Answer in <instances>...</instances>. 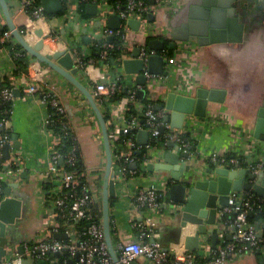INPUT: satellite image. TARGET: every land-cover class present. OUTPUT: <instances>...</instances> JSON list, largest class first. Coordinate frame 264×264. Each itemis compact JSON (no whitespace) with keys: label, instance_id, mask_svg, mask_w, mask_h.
Here are the masks:
<instances>
[{"label":"crops","instance_id":"crops-1","mask_svg":"<svg viewBox=\"0 0 264 264\" xmlns=\"http://www.w3.org/2000/svg\"><path fill=\"white\" fill-rule=\"evenodd\" d=\"M5 1L13 24L20 31L25 27L24 34L29 44L32 45L38 40L33 30L41 28L43 33H50V37L44 39L42 52L51 53L67 49L72 53L73 59L80 67L77 78L91 91L95 100L96 83L102 82L108 85L109 81L115 78L120 81L125 94L108 105L110 117L107 122L114 124L116 128L126 125L131 119L124 118L129 103L134 102L137 112L148 105H143L142 99L135 97V92L139 88L145 89L144 98L153 101V109L155 103H162L164 95L169 91L187 93L192 88L195 90L198 87L224 89L223 101L208 102L205 116L186 115L181 129L191 139L189 143L184 138L188 145L187 150L193 156L192 161L186 159V162L192 164L200 162L202 166L209 167V159L213 154H224L242 158L241 162L245 166L243 161L254 162L264 158V141L253 136L256 110L261 91L264 89V10L259 13L253 12L249 16V23L245 24L243 39L240 42L224 40L200 44L195 37H190L186 41H176L172 57L166 56L165 50L160 51L164 55L162 71L151 73L156 75L154 80L151 81L146 77L145 84L140 85L135 81V74L125 73L117 61L121 62L123 57H130L134 47H140L137 46L139 44L147 47L149 40L160 38L166 43L170 42L172 29L179 26L187 17L188 9L180 12L178 10L184 6V3L187 5L188 2L191 5L197 0H174L171 4L157 7L153 19H148L147 23H140L137 29L130 27L127 21L124 22L121 18L120 21H113L111 24L114 27L110 28L119 29L126 23L129 32L128 40L121 39L125 52L120 58L113 59V62L111 59L110 63L105 61L107 57L101 58V49L111 47V42L117 36L111 35L112 38L107 39L109 34H104L103 30L108 27V17L102 23L95 18V13L90 12L88 7L93 4L92 2L85 4L84 17L79 13V3L76 0H61L63 13H45V22L32 25L31 18L23 9L24 0ZM4 24L5 17L0 5V26ZM8 31L9 29L5 32ZM8 39L13 44H18L12 35H9ZM99 39L102 40L101 43ZM3 40L4 36L0 37V83L7 79L9 84H13L12 90L17 88L19 93L13 95L9 119L4 127L8 134L10 156L5 159L1 148V157L5 164L13 157L19 160L18 171L8 176L5 183L6 186L17 184L16 187H11V195L20 199L21 212L14 224L6 226L4 235H0V244L7 249L4 258L22 255V264H37L38 260H43L42 264H60L59 256H55L54 253L46 258H33L25 254L27 246L39 237L48 235L47 228L54 222V218L49 213L47 190L43 182L47 180L45 173L57 137L47 126L48 104L42 101L40 93H23L13 78L21 73L28 75L37 85L53 92L63 104L65 114L69 118L68 124L75 134L93 197L92 205L97 216L98 210L101 209L105 169L100 126L83 94L55 70L42 62L28 61V66L23 72L15 73L11 53L3 46ZM133 40L136 42L133 43ZM26 58L29 60L28 54ZM105 78L106 81H103ZM132 93L133 99H131ZM103 96L109 97L105 94ZM155 111L163 114L159 110ZM136 132L131 135L130 140L137 145L136 151L145 149L146 152L142 153L138 161H135V156L133 157L128 167L132 170L131 173L123 178H115L116 193L109 204L111 229L114 230L111 235L113 246L116 250L119 244L131 240L136 233L134 224L144 221L147 215L141 214L134 208L132 198L141 190L154 188L162 192L164 197L158 210L148 213L153 222L150 238L158 241L165 249L185 248L184 238L193 234L195 225L187 223L182 227L180 224L181 212L175 209L176 204L169 198V172L143 169L148 162L159 160V154L156 153L168 149L170 140L159 137L157 139H160L163 145L161 146L159 142L148 148L146 144L137 143ZM12 134H16L17 139L13 140ZM149 138L146 143L149 142ZM14 142L18 143L16 147L13 146ZM130 148V144L125 142L120 150L124 153ZM183 159L181 158L180 162ZM132 164H135V167H132ZM12 167L14 165H11ZM50 191L59 193L56 186ZM199 203L200 201L192 200V208L197 209ZM217 216L215 227L218 237L215 247L233 240V229L223 226L218 213ZM84 227V225L76 227V234H81ZM51 237L55 238L54 234ZM200 238L201 247L207 245L212 249L215 248L208 233L201 235ZM203 259L207 262L208 256ZM132 262L154 264L144 256H138ZM225 264H264V252L258 250L244 252Z\"/></svg>","mask_w":264,"mask_h":264},{"label":"water","instance_id":"water-1","mask_svg":"<svg viewBox=\"0 0 264 264\" xmlns=\"http://www.w3.org/2000/svg\"><path fill=\"white\" fill-rule=\"evenodd\" d=\"M151 3H153L151 1ZM40 4L46 14H54L62 10L61 0H40ZM0 5L5 17V24L0 26V31L6 27L9 29L17 43L20 45L19 52L29 55V62H42L49 68L61 74L67 81L76 87L86 98L91 109L93 110L100 126L103 148L105 153V169L103 178V189L101 197V209L98 210L104 240L107 251L114 264H121L118 259V253L115 250L111 239V219L109 215L110 199L115 196V180L112 176L113 159L112 150L108 137V128L103 114L95 100L91 91L77 78L80 67L77 61L73 59L72 53L67 50H56L51 53L42 52L44 48V39L50 37V33H43L41 28H36L33 33L38 40L32 45L29 44L22 33L12 22L9 14L8 6L5 0H0ZM90 12H96V5H88ZM188 9L187 17L179 26L174 27L171 31V41L166 43L163 39L155 38L147 42V49L155 50L154 54H150L146 59L140 57V47H134L130 57H123L121 60V68L127 74H135V81L144 85L146 82L145 71L148 73H160L163 69L164 55L160 51L166 49L173 50L176 41H186L190 37H195L200 44L203 42H217L228 40L230 42H240L243 39L245 24L249 23L248 18L251 14L259 13L264 10V0H197L189 5L187 2L178 10ZM149 20L153 19V14L147 15ZM117 14L108 16V27L112 26L113 21H120ZM116 21V22H117ZM127 24L133 29H137L140 22L137 19L130 18ZM111 35L107 36L110 40ZM101 43V39L98 40ZM114 60L112 59V62ZM27 72V69L25 70ZM106 81V78L103 80ZM193 89V88H192ZM187 93L169 91L164 95L162 103H155L154 109L163 112V124L159 127L160 131H164V124H169L171 128H182L186 115L205 116L208 102H221L225 96L224 89L218 88H202ZM13 95L19 93V89L12 90ZM146 94L145 89L139 88L135 92V97L143 99ZM1 130V128H0ZM253 136L264 141V89L261 91L259 98V106L256 110V119L253 128ZM149 137L148 131L145 129L137 130L136 141L144 145ZM13 140L17 139L16 134H12ZM17 142L13 143L16 147ZM163 145V142H160ZM174 142H168V149L158 152L159 160L148 162L144 170H165L169 172L168 179L170 185L168 187L169 198L176 204L175 209L181 212L180 224L185 226L187 223L195 225L192 235L184 238V246L188 251H195L199 247L201 235L209 234L212 240V246L215 247L217 242V213L219 208L227 205L228 196L231 192L253 191L256 196L264 198V169L256 172L251 171L241 164H225V165H209L189 163L192 161V154L188 150H174ZM4 158L10 156L9 144L2 146ZM181 158H184L181 162ZM62 158L59 163H62ZM135 167V164H132ZM16 183L9 184L1 192L0 199V235H4L6 226L14 224L15 219L20 216L21 201L11 195V187H16ZM200 201L197 209L192 208L191 201ZM252 215V212H248ZM259 231L257 236H261ZM57 239H74V235L68 236L66 232L60 231L54 234ZM152 241H155L152 239ZM7 249L0 244V264H10ZM59 256L58 252L54 253ZM7 257V256H6ZM261 258V257H260ZM77 259V256L74 258ZM73 258H68L65 264H73ZM22 260L19 264H22ZM44 263L38 260L37 264ZM130 264H134L132 261Z\"/></svg>","mask_w":264,"mask_h":264},{"label":"built area","instance_id":"built-area-1","mask_svg":"<svg viewBox=\"0 0 264 264\" xmlns=\"http://www.w3.org/2000/svg\"><path fill=\"white\" fill-rule=\"evenodd\" d=\"M78 3L88 0H76ZM151 1L153 3H151ZM33 0H24L23 9L28 6ZM96 5L95 18L101 23L104 22L111 14H117L126 22L130 18L139 20L140 23H147V15L154 13L157 7L160 8L163 5L171 4L174 0H126L123 7L119 1L110 3L108 0H89ZM31 17V24H37L39 22H45L46 14L41 5H37L33 10ZM129 27L125 23L124 27L119 29H113L106 27L103 30L104 34L117 36L123 41L126 40ZM10 32H4V38L8 37ZM128 40V39H127ZM133 43L136 40L132 41ZM140 46V57L147 58L150 54H154L155 51L147 49L145 46ZM106 49V48H105ZM101 51V58L107 57L106 50ZM168 58H166V61ZM120 65V62L117 61ZM146 77L149 80H154L156 75L145 71ZM17 86L25 94L39 92L43 102L48 106L54 108L58 113L64 114L65 108L57 96L53 94L48 88L37 85L28 75L21 73L13 78ZM118 79H112L108 85L102 82H98L94 85L96 101H99L103 94L110 96L115 91H118L120 86L117 85ZM15 84V83H14ZM13 84L0 88V99L12 100ZM104 97V96H103ZM133 99V93L131 94ZM10 113V110L8 111ZM140 116L142 119H140ZM163 114L156 112L151 104H148L143 110L139 111L136 115L132 116L126 125L118 128L113 124L112 128L108 130V137L110 145L114 147V142L120 135L128 134L131 131H137L145 129L149 133V142L146 143V147H153L152 141L157 138L164 140H170L174 142V150L182 151L187 150V142L184 140V131L181 128H171L169 124H164V131H160L159 127L163 124L161 120ZM8 118L0 119V128L4 130ZM48 121V120H47ZM133 136V135H132ZM59 138H56V143ZM8 142V134L6 132H0V186L5 183L7 177L13 175L18 171L17 157L11 158V160L5 164L1 157V148ZM130 144V150L122 153L120 148H115L117 154L115 155L116 162L113 161V179L126 177L132 170L129 169L126 164L130 163L134 158V152L138 148L133 141L126 140ZM55 143V144H56ZM60 154L53 148L50 156V163L45 173V179L54 182L56 189L61 194L49 201V213L54 218V222L47 228L48 235L45 237H39L35 242L25 248V254L33 258H46L48 254L58 252L61 254L66 251L69 253L68 258L77 259L73 264H114L106 247L104 240L103 229L101 221L97 220L95 214L91 210L93 204V197L89 190V186H83L78 192L76 186L78 184L77 176L70 171L63 170L58 166ZM69 160H72L70 156ZM242 158L236 156H225L224 154H213L210 157V161L219 164H240ZM245 167L251 171H258L264 169V158L254 162H245ZM11 165L14 167L11 168ZM69 191L71 200L69 201V208L67 212L58 213L61 210V205L65 203L67 195L65 191ZM63 192V193H62ZM164 197L162 192H158L154 188H148L139 191L132 198V203L135 209L139 210L141 214L145 215L144 221H140L134 224V228L137 230L134 237L118 245L116 251L118 253V259L121 264H130L131 261L138 257L144 256L150 259L154 264H197L198 258H204L208 256L206 264H225L235 256L258 250L264 252V221L257 219L250 221L247 219L248 212H252L254 209L261 207V203L253 200L247 192H231L228 196L227 205L219 208L218 215L219 220L228 228L233 229V240L229 243L220 245L215 248H210L207 245L202 247L199 245L196 251H188L185 248L165 249L158 241H152L151 226L153 224L151 217L148 213L156 211L159 208L160 202ZM60 208V209H59ZM234 213V216L223 218L228 213ZM60 215V216H59ZM56 216L65 218V223L60 224L56 221ZM142 216V215H141ZM86 221L87 224L84 227L83 237H79L76 234L74 224L71 223ZM64 226V232L68 236L74 235V239L66 238L57 239L51 237V235L59 232V227ZM261 231L262 235L257 236V233ZM200 244V243H199ZM22 260V255H16L9 258L10 264H19ZM67 260V259H66ZM66 260L61 263L65 264Z\"/></svg>","mask_w":264,"mask_h":264},{"label":"trees","instance_id":"trees-1","mask_svg":"<svg viewBox=\"0 0 264 264\" xmlns=\"http://www.w3.org/2000/svg\"><path fill=\"white\" fill-rule=\"evenodd\" d=\"M88 1L79 2V13L81 16H84V17L86 16L85 4ZM108 1L110 3H115L117 1H119L121 4V7H123L124 4L126 3V0H108ZM37 5H40L39 0H33V2H31L28 6L25 7V11L29 15L30 18L31 17L33 18V16L31 15L32 10ZM63 12H64V9L58 13H63ZM6 30L7 29L5 27L4 30L0 31V37L3 36V33ZM21 32L22 33L25 32V27L23 29H21ZM122 42L123 41L119 37H115L114 40L111 42L112 46L105 49L107 51V58L105 60L106 62L110 63L111 59H117L123 55L125 50L122 48ZM2 44L11 53V56L13 59V64H14L13 71L15 73L23 72V70L28 66L29 60H27L26 54H22L19 52L20 45L19 44H13L8 39V37L4 38V40L2 41ZM17 50H18V54H16ZM103 50H104V48L101 49V51H103ZM172 52H173L172 50L166 49L164 53L166 56L172 57ZM117 85L120 86L118 91H115L113 94H110V96L108 98H105V96L104 97L102 96L101 99L99 101H97V104H98V106H99V108L103 114V117L105 119V122L107 124L108 130L111 129L113 126V124L107 122L109 117H110V114L108 113V105L110 102H113V101L119 99L120 96L125 94L122 91V85L120 84V81H117ZM6 86H9L7 79L3 80L0 83V88L6 87ZM141 103H143V105L151 104L153 106V101H151L147 98H143L141 100ZM11 106H12L11 100L0 99V119H2V118H8L9 119L10 113H8V111L11 110ZM48 111L49 112H48L47 126H48L49 130L56 137L59 138V140L55 144L54 148L60 154V157L62 158L63 162L58 163V166H60L65 171L73 172L77 176L78 184L76 186V190L78 192L83 186H88V180H87L86 173L84 170V164H83L81 157H80V153H79V149L77 146L75 134H74L72 128L70 127V125L68 124L69 118H68L67 114H65V113L60 114L54 108H52L50 106H48ZM137 113L138 112H137L136 106L134 105V102H131L127 105V110H126L124 118L129 120L132 116L136 115ZM140 119H142L141 116H140ZM0 131L5 132V130H0ZM134 133H135V131H131L128 134L120 135L118 137V139L115 140L114 147L115 148H121V146H123L125 144L126 140L129 139L131 137V135H134ZM183 138H185V140L187 142L191 143V141H190L191 139L187 133L183 135ZM160 141H161L160 139L159 140L156 139L152 142L154 145H156ZM114 147L111 146V150H112L113 161L116 162V159L114 157L117 154V152H116V149ZM144 152H146L145 149H143L141 151L135 150V152H134L135 161H138V159L141 158L142 153H144ZM70 156L72 157V160H69ZM209 164L214 165V163L211 162L210 159H209ZM240 164L243 166L242 162H240ZM126 166L129 167V163L126 164ZM43 183H44V188L47 190L46 197H47L48 201H51L52 199H54L55 197H57L58 195L61 194V192L56 193V192L50 191V189H52V187L55 186L54 182H52L51 180H46ZM5 187H6V183H2L0 186V199H1V192ZM68 192L69 191H67V190L65 191V195H67V197L65 199V203L63 205H61V210H60V212H58L59 214L62 213V211L63 212L68 211L69 201L71 200ZM247 195H250L253 200H256V201L261 203V207L256 209V210L254 209L252 211V215L247 214V219L250 221L262 219L264 221V198L256 196L253 192H247ZM90 208H91L92 212L95 214L96 219L100 221V218L96 215V213L94 211L93 205H91ZM59 216L55 217L56 221H58L60 224L65 223L64 222L65 218H61ZM232 216H234V213L231 212V213L226 214L223 218H228V217H232ZM71 223L74 224V228L79 227L80 225L86 226V224H87L86 221H80V222L72 221ZM64 230H65L64 226L59 227V231H64ZM82 231L84 232V230H82ZM83 232L81 234H79V237H83ZM135 232H137V230ZM113 233H114V230L111 229V235H113ZM263 236H264V234H263ZM64 241H68V239H64ZM50 255L51 254H48V256H50ZM68 256H69V253L66 251L59 254L60 264L63 263L66 259H68ZM204 262H206V259H200V258L197 259V263L204 264Z\"/></svg>","mask_w":264,"mask_h":264}]
</instances>
